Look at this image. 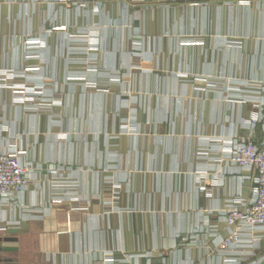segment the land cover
I'll return each instance as SVG.
<instances>
[{
  "label": "crops",
  "instance_id": "0c3cea01",
  "mask_svg": "<svg viewBox=\"0 0 264 264\" xmlns=\"http://www.w3.org/2000/svg\"><path fill=\"white\" fill-rule=\"evenodd\" d=\"M89 1L0 0V144L40 180L0 204L10 256L234 264L215 246L251 174L216 159L264 103V0ZM29 84L44 90L24 105Z\"/></svg>",
  "mask_w": 264,
  "mask_h": 264
},
{
  "label": "built area",
  "instance_id": "2783aa9c",
  "mask_svg": "<svg viewBox=\"0 0 264 264\" xmlns=\"http://www.w3.org/2000/svg\"><path fill=\"white\" fill-rule=\"evenodd\" d=\"M89 0H55L57 6L73 7L88 4ZM41 85L14 86L19 94V100L24 105H30L43 93ZM31 107V106H30ZM41 109L43 106H37ZM249 133L235 134L228 140L224 159L234 167L236 172L251 174L248 178L250 198L231 204L222 215L226 225V236L216 244L215 250L229 255L227 262L241 264V257L247 252L254 254L261 251L264 258V103L258 107V112L252 113L246 126ZM259 129L261 137L257 138L255 130ZM36 167V166H34ZM39 168V167H38ZM32 164L22 160L21 154L0 144V204L10 206L17 202L31 184L39 185L40 180L33 182L29 170ZM85 203H83L84 205ZM7 226L0 224V232H5ZM243 236H248L254 242L251 246L240 244ZM248 248V249H247ZM113 264L114 259L100 258L92 264Z\"/></svg>",
  "mask_w": 264,
  "mask_h": 264
},
{
  "label": "water",
  "instance_id": "95a60500",
  "mask_svg": "<svg viewBox=\"0 0 264 264\" xmlns=\"http://www.w3.org/2000/svg\"><path fill=\"white\" fill-rule=\"evenodd\" d=\"M16 233L17 230L14 228H8L5 233H0V264H17L13 261L10 254L17 252L18 248L5 245L6 243H15L18 241V238L14 236ZM261 264H264V262Z\"/></svg>",
  "mask_w": 264,
  "mask_h": 264
},
{
  "label": "rangeland",
  "instance_id": "374dc122",
  "mask_svg": "<svg viewBox=\"0 0 264 264\" xmlns=\"http://www.w3.org/2000/svg\"><path fill=\"white\" fill-rule=\"evenodd\" d=\"M149 53H145V52H142V53H139V52H135V53H130V59L132 58V60H137V61H140V60H146L147 58L149 59ZM128 76V75H127ZM129 76H133V75H129ZM35 109H39L36 107H34ZM44 108V107H43ZM41 108V109H43ZM261 255V251H257L255 252V254H258Z\"/></svg>",
  "mask_w": 264,
  "mask_h": 264
}]
</instances>
